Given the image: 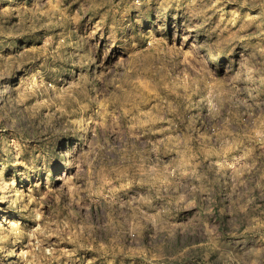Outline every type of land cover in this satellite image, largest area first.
I'll return each instance as SVG.
<instances>
[{"label":"rangeland","instance_id":"obj_1","mask_svg":"<svg viewBox=\"0 0 264 264\" xmlns=\"http://www.w3.org/2000/svg\"><path fill=\"white\" fill-rule=\"evenodd\" d=\"M0 264H264V0H0Z\"/></svg>","mask_w":264,"mask_h":264}]
</instances>
